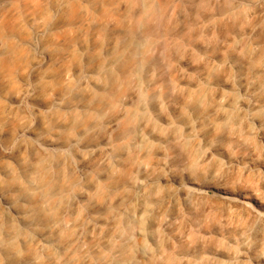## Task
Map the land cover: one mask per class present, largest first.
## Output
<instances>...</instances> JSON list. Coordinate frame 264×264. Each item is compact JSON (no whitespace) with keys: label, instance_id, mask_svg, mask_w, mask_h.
I'll return each instance as SVG.
<instances>
[{"label":"rangeland","instance_id":"1","mask_svg":"<svg viewBox=\"0 0 264 264\" xmlns=\"http://www.w3.org/2000/svg\"><path fill=\"white\" fill-rule=\"evenodd\" d=\"M0 264H264V0H0Z\"/></svg>","mask_w":264,"mask_h":264}]
</instances>
